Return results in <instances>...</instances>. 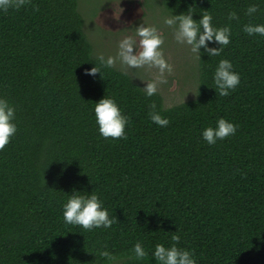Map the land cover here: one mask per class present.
Instances as JSON below:
<instances>
[{"label": "trees", "instance_id": "trees-1", "mask_svg": "<svg viewBox=\"0 0 264 264\" xmlns=\"http://www.w3.org/2000/svg\"><path fill=\"white\" fill-rule=\"evenodd\" d=\"M162 3L165 15L190 7L197 21L208 11L231 32L220 55L200 50L199 94L170 108L116 66L87 74L98 54L79 0H27L0 11V97L14 106L17 125L0 149V264H103L95 261L101 247L120 264H157L155 245L177 243L174 234L197 264H264V36L243 30L264 24V0ZM221 59L240 75L227 96L214 90ZM104 96L128 116L126 138L98 132L94 103ZM153 102L166 127L151 121ZM219 118L236 132L209 145L202 131ZM74 190L103 200L111 228L64 222ZM137 241L148 253L139 261L130 258Z\"/></svg>", "mask_w": 264, "mask_h": 264}, {"label": "clouds", "instance_id": "clouds-1", "mask_svg": "<svg viewBox=\"0 0 264 264\" xmlns=\"http://www.w3.org/2000/svg\"><path fill=\"white\" fill-rule=\"evenodd\" d=\"M26 3L27 0H0V11L6 12L10 8L19 9ZM256 12L255 5L247 8V14L250 16ZM193 14L194 12L189 7L186 12L179 15L171 13L165 16L163 22L172 29L175 41L178 44L187 45L196 59L201 60V49L209 57L220 55L221 46L230 43V29L214 26L212 16L208 11H202L198 21L193 19ZM229 19H237L236 13H229ZM131 30L132 35H127L118 42L116 55L105 57V55L99 54L96 57L98 65L93 64L94 66L87 74H100L101 67L112 68L117 61L122 67L128 69H155L154 79L141 80L145 84L141 91L146 97H152L158 92L161 85L168 83V76L174 71L173 64L165 56L163 48L165 37L156 26L145 24L143 20L139 26ZM243 30L250 36L254 34L264 36V24H248L244 26ZM213 43L218 44L219 47H209V44ZM239 82L240 75L234 71L232 63L227 59H221L213 74L215 92L220 96H227ZM149 107L151 121L160 127H166L169 120L162 117L156 104L153 102ZM15 113L14 106L7 99L0 97V149H3L17 132ZM94 115L98 132L103 138H126L125 129L129 118L113 98L104 96L94 103ZM235 132L236 126L232 122L219 118L215 126L204 128L201 135L209 145H214L218 140L234 135ZM62 215L66 224L77 225L87 231L109 229L115 222L109 215V210L104 206L103 200L93 191L87 193L74 190L71 195H67V201L62 205ZM172 240L178 243L180 236L174 234ZM177 243L168 247L159 243L155 245L152 257L157 261V264H197L193 252L178 247ZM130 253V258L137 261L148 255L142 241L135 242ZM95 257V261H102L103 264H120L121 260L119 255L107 250L106 247L98 248Z\"/></svg>", "mask_w": 264, "mask_h": 264}, {"label": "rangeland", "instance_id": "rangeland-1", "mask_svg": "<svg viewBox=\"0 0 264 264\" xmlns=\"http://www.w3.org/2000/svg\"><path fill=\"white\" fill-rule=\"evenodd\" d=\"M79 0V11L85 19V31L96 49V53L105 57L115 56L118 42L131 29L145 24L156 26L165 37L163 45L166 58L174 66L173 73L168 76V83L161 85V94L167 108L183 104L196 97L199 78L197 75L198 59L190 52L187 45L178 44L172 29L164 24L162 0ZM115 66L130 74L143 88L141 81L154 79L155 69H128L117 61ZM199 72V70H198Z\"/></svg>", "mask_w": 264, "mask_h": 264}]
</instances>
